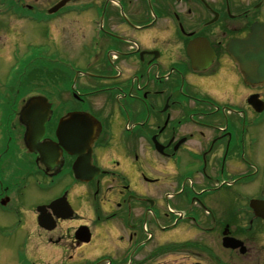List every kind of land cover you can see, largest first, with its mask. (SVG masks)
Masks as SVG:
<instances>
[{
	"label": "flooded vegetation",
	"instance_id": "1",
	"mask_svg": "<svg viewBox=\"0 0 264 264\" xmlns=\"http://www.w3.org/2000/svg\"><path fill=\"white\" fill-rule=\"evenodd\" d=\"M3 1L60 66L34 151L33 96L0 100V204L46 192L33 211L55 255L39 264H264V84L227 51L264 25V0Z\"/></svg>",
	"mask_w": 264,
	"mask_h": 264
},
{
	"label": "rangeland",
	"instance_id": "2",
	"mask_svg": "<svg viewBox=\"0 0 264 264\" xmlns=\"http://www.w3.org/2000/svg\"><path fill=\"white\" fill-rule=\"evenodd\" d=\"M26 1L32 2V0ZM5 5V2L0 0V25L3 26L0 28V100L8 98V107L12 109L30 95H42L53 102L56 100L57 90L61 91L60 85L57 84L61 75L58 72L60 66L53 63L57 58H54L52 40L45 39L43 36L45 31L43 29L41 31V27L30 26L25 31L24 28L21 29L22 23L16 22L14 17L8 15ZM59 26V43L65 48L62 47L63 51L67 49L70 41L75 40V37L71 36L70 22L59 23ZM31 52L33 56L29 58ZM26 57L33 59L32 62L27 60V70L22 71L20 75L13 73L12 67H18ZM11 74L13 76L8 81L7 78ZM5 86L10 89L9 92L7 90L4 92ZM5 122V117L0 112V131ZM39 182L49 188L47 183L42 180ZM67 184L72 185L70 182ZM19 195L16 193L12 195V202L7 208L1 207L0 204V264H23L22 262L36 264L35 260L39 264L38 256L51 259L55 255L53 248L44 246L38 237L34 219L33 210L44 201L47 194L46 192L44 194L39 184L35 182L28 190L24 189L23 196ZM29 258L33 262L29 261Z\"/></svg>",
	"mask_w": 264,
	"mask_h": 264
},
{
	"label": "water",
	"instance_id": "3",
	"mask_svg": "<svg viewBox=\"0 0 264 264\" xmlns=\"http://www.w3.org/2000/svg\"><path fill=\"white\" fill-rule=\"evenodd\" d=\"M228 51L233 55V59L238 63L246 79L251 84L264 82V27L255 25L251 34L244 40L232 41L228 46ZM30 105L36 116H30L28 119L29 133L26 141L28 147L34 151L33 143L29 141L41 140L45 132V123L49 116L50 106L45 98H33ZM41 111V112H40ZM27 113L23 114L26 118ZM69 120H62L58 129V133L66 134L69 131ZM65 136L60 135L59 140L62 142ZM45 147L48 145L45 144ZM52 147V146H51ZM5 201L3 204H6ZM41 212V209H39ZM39 218V222L43 228H51L47 224L46 217ZM50 219V218H49ZM52 220V219H51Z\"/></svg>",
	"mask_w": 264,
	"mask_h": 264
}]
</instances>
